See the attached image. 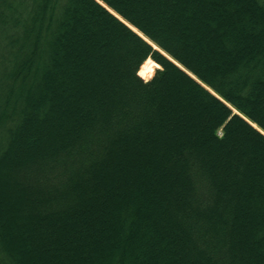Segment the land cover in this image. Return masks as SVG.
<instances>
[{"label": "trees", "instance_id": "trees-1", "mask_svg": "<svg viewBox=\"0 0 264 264\" xmlns=\"http://www.w3.org/2000/svg\"><path fill=\"white\" fill-rule=\"evenodd\" d=\"M0 264H264V0H0Z\"/></svg>", "mask_w": 264, "mask_h": 264}, {"label": "bare ground", "instance_id": "bare-ground-1", "mask_svg": "<svg viewBox=\"0 0 264 264\" xmlns=\"http://www.w3.org/2000/svg\"><path fill=\"white\" fill-rule=\"evenodd\" d=\"M153 67H158L152 60L147 59L141 66L139 75L142 78H150L152 76Z\"/></svg>", "mask_w": 264, "mask_h": 264}, {"label": "rangeland", "instance_id": "rangeland-1", "mask_svg": "<svg viewBox=\"0 0 264 264\" xmlns=\"http://www.w3.org/2000/svg\"><path fill=\"white\" fill-rule=\"evenodd\" d=\"M159 69V67H153L152 69V75L154 74V71ZM150 78H144V80H149ZM55 263V262H54Z\"/></svg>", "mask_w": 264, "mask_h": 264}]
</instances>
